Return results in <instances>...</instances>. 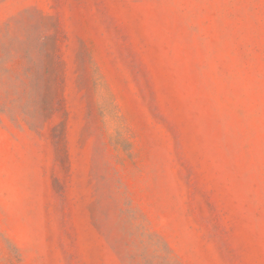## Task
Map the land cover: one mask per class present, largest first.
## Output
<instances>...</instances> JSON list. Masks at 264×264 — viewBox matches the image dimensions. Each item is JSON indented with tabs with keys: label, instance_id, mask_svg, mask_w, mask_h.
<instances>
[{
	"label": "rangeland",
	"instance_id": "rangeland-1",
	"mask_svg": "<svg viewBox=\"0 0 264 264\" xmlns=\"http://www.w3.org/2000/svg\"><path fill=\"white\" fill-rule=\"evenodd\" d=\"M166 258L264 264V0H0V264Z\"/></svg>",
	"mask_w": 264,
	"mask_h": 264
},
{
	"label": "trees",
	"instance_id": "trees-1",
	"mask_svg": "<svg viewBox=\"0 0 264 264\" xmlns=\"http://www.w3.org/2000/svg\"><path fill=\"white\" fill-rule=\"evenodd\" d=\"M168 251H169V249H168ZM166 260L168 261L167 264H175L172 259L166 258ZM171 260H172V263H171ZM147 264H157V263L154 260L153 261L149 260ZM158 264H160V263H158Z\"/></svg>",
	"mask_w": 264,
	"mask_h": 264
}]
</instances>
